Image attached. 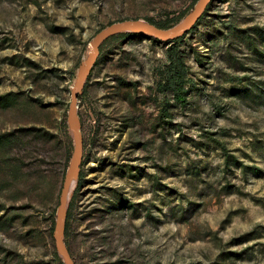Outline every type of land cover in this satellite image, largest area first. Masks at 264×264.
<instances>
[{
	"label": "rangeland",
	"instance_id": "obj_1",
	"mask_svg": "<svg viewBox=\"0 0 264 264\" xmlns=\"http://www.w3.org/2000/svg\"><path fill=\"white\" fill-rule=\"evenodd\" d=\"M199 1L0 0V264H66L68 113L94 37L130 20L176 27ZM174 38L101 43L78 101L76 264H264V0H212ZM173 43L182 100L166 81Z\"/></svg>",
	"mask_w": 264,
	"mask_h": 264
},
{
	"label": "water",
	"instance_id": "obj_2",
	"mask_svg": "<svg viewBox=\"0 0 264 264\" xmlns=\"http://www.w3.org/2000/svg\"><path fill=\"white\" fill-rule=\"evenodd\" d=\"M212 0H200L190 15L186 18V20L173 28L169 29H157L156 27L144 22L147 26H142L140 22L137 20H130L125 22H117L109 25L104 30L100 31L92 41V51L88 56L87 60L84 61L81 65L79 77L73 86L71 93V102L69 106L68 113V123L70 128L74 131L75 135V154L73 162L70 168L67 171L63 188L60 195V204L57 210V220L55 224L54 237L56 241V248L61 256L64 258L66 264H76L70 251L68 250L65 241H64V233H65V221L66 214L69 206V202L71 200V196L73 190L71 191L72 182L77 181V176L80 171V166L83 159V136L82 130L79 123L78 118V101L79 95L83 91V87L85 81L90 74L92 68L94 67L98 56L100 54V46L101 43L110 37L119 32L123 31H135L143 34L152 35L154 37H158L164 40H168L177 36L182 35L184 32L189 30L199 19L205 9L208 7L209 3Z\"/></svg>",
	"mask_w": 264,
	"mask_h": 264
},
{
	"label": "trees",
	"instance_id": "obj_3",
	"mask_svg": "<svg viewBox=\"0 0 264 264\" xmlns=\"http://www.w3.org/2000/svg\"><path fill=\"white\" fill-rule=\"evenodd\" d=\"M159 27L161 28H167L166 25L159 24ZM138 34L139 32H129L124 31L118 33V35H130V34ZM143 35L142 33H139ZM176 38L173 39V41L176 42ZM168 57H169V63H170V71L169 74L166 77L167 84L170 86L172 90L175 91L177 94V97L179 99H184V87H185V74H184V64L183 59H181L177 54L176 45L173 43L168 48ZM74 203L71 202L68 212H67V219L70 217L71 209L73 208ZM67 221V220H66ZM65 232H67V222L65 225Z\"/></svg>",
	"mask_w": 264,
	"mask_h": 264
},
{
	"label": "bare ground",
	"instance_id": "obj_4",
	"mask_svg": "<svg viewBox=\"0 0 264 264\" xmlns=\"http://www.w3.org/2000/svg\"><path fill=\"white\" fill-rule=\"evenodd\" d=\"M140 23L144 27L147 26L144 22H140ZM74 186H75V182H72V184H71V191L73 190Z\"/></svg>",
	"mask_w": 264,
	"mask_h": 264
}]
</instances>
